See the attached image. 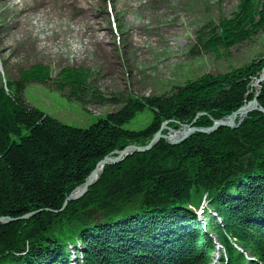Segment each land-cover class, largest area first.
Wrapping results in <instances>:
<instances>
[{
	"label": "trees",
	"instance_id": "trees-1",
	"mask_svg": "<svg viewBox=\"0 0 264 264\" xmlns=\"http://www.w3.org/2000/svg\"><path fill=\"white\" fill-rule=\"evenodd\" d=\"M239 3L236 15L209 32L204 49L226 50L264 29V0ZM263 67L260 58L188 80L165 95L129 97L120 110L86 128L22 99L21 86L46 81L48 67L21 70L20 87L4 84L9 92L0 79V216L40 210L30 220L0 225V264H72L68 245L74 243V264H264V113L258 110L236 128L195 131L176 144L160 139L147 151L105 165L82 198L63 207L99 160L127 145L147 144L163 123L178 130L226 119L253 98L251 77ZM91 75L78 67L59 77L81 100ZM257 101L264 108V80ZM145 110L148 125L124 127ZM202 203L204 220L197 213Z\"/></svg>",
	"mask_w": 264,
	"mask_h": 264
},
{
	"label": "rangeland",
	"instance_id": "rangeland-1",
	"mask_svg": "<svg viewBox=\"0 0 264 264\" xmlns=\"http://www.w3.org/2000/svg\"><path fill=\"white\" fill-rule=\"evenodd\" d=\"M239 2L0 0V79L4 87L8 81L13 90L20 87L21 70L37 64L48 67L50 77L46 81L21 86L22 99L65 124L86 128L120 110L129 97L165 95L175 86L204 74H223L253 60H264V29L226 50L203 47L219 21L231 19L234 12L236 15ZM78 67L92 74L82 90L81 100L77 99L78 94H71L70 86L63 85L59 77L62 70ZM261 74L262 71L251 77L249 93L253 96L258 93L256 81ZM97 94L118 102H101L95 97ZM150 121L151 114L145 110L124 127L137 130ZM203 206L206 205L202 203L200 207ZM202 218L198 213V219ZM211 238L218 249L213 234ZM73 245H68L72 264L79 261ZM217 260L216 250L213 261Z\"/></svg>",
	"mask_w": 264,
	"mask_h": 264
},
{
	"label": "water",
	"instance_id": "water-1",
	"mask_svg": "<svg viewBox=\"0 0 264 264\" xmlns=\"http://www.w3.org/2000/svg\"><path fill=\"white\" fill-rule=\"evenodd\" d=\"M264 80V68L262 69V74L260 78L256 81L259 83ZM259 92V90H258ZM257 95L258 93L253 96L252 100H250L247 104H244L240 108H238L236 111H234L231 115H229L226 119L223 120H215L211 126L205 127V128H198L195 126H189V125H183L181 129L174 130L171 128H168L164 123L161 125L159 130L152 136V138L149 140V142L143 146H138L135 144L127 145L121 150H115L113 153L115 156L107 155L103 159L99 160L93 170L90 172V174L87 176L83 184L79 187H77L71 194L65 199L63 203V207L69 202V201H75L82 198V196L86 193L88 188L92 186L98 179L99 174L102 170V167L108 164H113L116 162L121 161L126 155L133 153V152H144L152 148V146L159 141L160 139H165L171 144H176L183 139H185L187 136H189L191 133L195 131H200L203 133H211L214 130H216L219 127H232L236 128L239 126L245 115L252 111V110H258L260 112L264 113V108L260 107L258 105L257 101ZM237 119V120H236ZM167 129V133H162V130ZM172 132V133H170ZM101 166V170L99 173H97V167ZM39 212V211H36ZM36 212L27 213L23 216L17 217V218H10L6 216H0V222L2 223H8V222H14L21 219H27L29 217H32L33 214Z\"/></svg>",
	"mask_w": 264,
	"mask_h": 264
},
{
	"label": "bare ground",
	"instance_id": "bare-ground-1",
	"mask_svg": "<svg viewBox=\"0 0 264 264\" xmlns=\"http://www.w3.org/2000/svg\"><path fill=\"white\" fill-rule=\"evenodd\" d=\"M100 170H101V166L99 165L98 167H97V173H99L100 172Z\"/></svg>",
	"mask_w": 264,
	"mask_h": 264
}]
</instances>
